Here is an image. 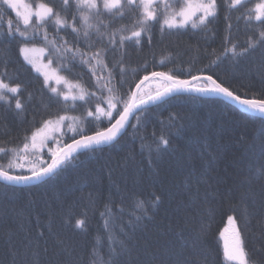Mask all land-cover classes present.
Returning <instances> with one entry per match:
<instances>
[{"label":"snow or ice","instance_id":"snow-or-ice-1","mask_svg":"<svg viewBox=\"0 0 264 264\" xmlns=\"http://www.w3.org/2000/svg\"><path fill=\"white\" fill-rule=\"evenodd\" d=\"M2 6L15 10L16 16L20 17V20L16 21L8 19L6 28L0 23L4 42L16 41L19 37L20 55L25 62L40 72L41 69L36 67L31 56L36 49L30 45L42 41L49 48V68L54 62L59 65L51 75L47 71L41 73L44 77L42 88L50 93L47 97L50 118L43 121V126L48 127L53 123L57 127L64 126L65 121L69 120L66 114L69 108L84 109L87 113L84 119L88 124L99 121L102 125V128L95 130L92 135L81 133L80 138L70 137L72 143L62 145L58 151L51 152L50 162L42 159L38 167H31L27 173L9 172L0 168V181H3L0 188L4 189V193L14 190V185H31L35 188L49 185L59 180L81 156L102 153L107 147H116L129 128L139 132L141 126L146 125L148 112L151 110L149 105L158 106L167 99L180 98L186 93H194L184 97L190 103L206 104L212 102L215 97H223L240 105L245 112L256 114L255 118L261 125L251 148L246 146V150H254L258 145L259 161L252 164L245 179L239 184V188L243 190L240 200L244 204V211L241 216H228L234 242L231 248L226 247L224 253L231 264H257L254 253L246 247L244 227L239 226L238 222L246 218L250 223L252 218H256L258 223H264V89L260 90L258 95L251 89L241 95L231 85L212 74L201 73L191 75L190 79H179L171 73L152 71L150 76L144 75L134 86L128 83L127 93L120 97L110 96L105 110L100 106L105 103L104 87L99 85L102 77L95 70H92V76L97 79V91L81 90L79 95H69L59 86L66 83L60 71L71 74L74 69H82L95 62L96 66L108 70V82L116 80L122 89L127 83L124 67L126 57L130 50L137 47H154L152 31L155 27L159 26L162 32L168 31L169 34H182L179 30L189 26L206 33L224 11L229 15L240 13L249 25H252L253 21L258 22L255 27L260 29L259 37L251 39L247 46L239 51L236 44H232L230 48L225 47L216 60L209 62V66L216 67L217 62L229 52L236 59L250 55L258 47H264V0L247 12L243 10L248 8V0H196L195 3L193 0H185L179 10L171 15L158 12L159 5L154 7L152 0H60L59 7L52 0H44L35 11L30 10L23 16L19 10V0H0V7ZM167 8L168 5H165V9ZM129 14H134L131 28L126 26V17ZM33 16L36 18L34 22ZM21 20L23 28L19 26ZM118 24L121 26L117 27ZM30 27L31 36L28 34ZM228 28L230 31L231 24ZM225 39L231 43L230 37ZM256 71L261 82H264V62L260 63ZM5 78L9 82H6ZM151 78H161L168 82V86L163 92L157 91L155 95L145 99L139 95V90L141 85ZM10 80L5 65L4 71L0 72V107H5L11 112L14 103L15 115L19 116L26 111L31 96L27 101L24 100L21 86H11ZM193 81L199 82L201 86H193ZM107 91L112 93L113 88L109 87ZM248 91H252L251 97ZM77 100L84 103L77 104ZM93 104L96 105L95 108L92 107ZM118 105L122 111L117 109ZM114 109L117 110L116 116H113ZM62 112L65 114H61ZM101 116L108 118L107 124L100 120ZM141 116L144 117L143 120L140 119ZM131 119H136V124H131ZM160 124L159 133L153 131L150 137H139V150L133 149L115 164L109 161L103 168L105 175L100 179L99 186L88 194L89 204L92 206H95L98 199L104 200V210L100 212V216L104 221V230L109 242L108 259L100 256L98 247H93L89 253L90 257L95 258L92 264H189L183 252L176 250L175 242H168L161 249L159 243L152 244L141 235L147 222L155 218L164 201L163 193L170 187L178 186L182 189V197L172 215L179 217L183 227L176 231L175 225L170 221L166 232L175 233L181 250L188 244H191L193 250L197 248L215 213L214 205L235 202L236 190L229 182L230 175H214L218 152L212 149L210 144L212 133L197 126L195 114L187 117L170 115L167 123L161 121ZM182 138L204 139V143L200 145L198 163L193 162L191 151L179 143ZM30 139L31 148L36 150L37 132H34ZM44 144L45 141L42 140L40 148H43ZM29 148V138L25 136L20 151L27 153ZM7 151L6 148H0V153ZM11 167L9 165V168ZM177 173L181 176L179 180ZM145 177L150 178V183H145ZM89 179L93 183L96 182L94 177H86V183ZM33 181L37 183L33 185ZM77 206L78 202L73 201L64 208L61 202L64 210L63 223L86 231L87 211L82 213L85 218H77ZM41 207L48 211L43 225L37 228L35 237L30 225L33 221H40V212H25L23 209L15 212L16 228L9 229L6 234L0 236V244L6 247V255L0 258V264H78L77 259L73 258L74 249L69 248L62 239L53 234L56 215L50 204L45 201ZM26 208L35 209L36 202L30 201ZM180 213L182 215H179ZM117 227L119 236L116 234ZM18 232L23 233L19 241L13 239ZM261 237L264 238V229L261 230ZM49 238L53 240L51 256ZM99 244L98 238L97 245ZM261 251H264V246L257 249V252Z\"/></svg>","mask_w":264,"mask_h":264},{"label":"trees","instance_id":"trees-1","mask_svg":"<svg viewBox=\"0 0 264 264\" xmlns=\"http://www.w3.org/2000/svg\"><path fill=\"white\" fill-rule=\"evenodd\" d=\"M25 1L29 11H35L39 3L44 2V0ZM259 1L248 0V8L243 11L247 12L253 9ZM52 2L59 7L60 0H52ZM156 5H159L158 10L164 4L162 2L153 3L154 7ZM171 7L175 11L179 7V0H173ZM158 12L165 14L164 8ZM133 16L134 14H129L126 17V26L129 28L133 26ZM226 16H228L227 19ZM0 17H2L0 23H3L5 28L8 19L20 20V17L16 16V11L7 9L6 6L0 7ZM32 20L34 22L36 18L33 16ZM229 24H231L230 31ZM256 24L258 22L253 21L252 25H249L240 13L229 15L224 11L206 33H201L198 29H191L189 26L187 29L179 30V33L182 34H169L168 31L162 32L157 26L152 31L154 47L144 46L142 49L137 47L130 50L129 55L126 57L124 67L127 83L123 85L122 89H120V85L116 80L109 83L108 70L103 69L102 66H96L95 62L91 66H84L82 69L78 67L71 74L60 71V75L64 77L66 83H61L59 87L68 92L69 95H79L81 90L85 92L97 91L98 82L96 77L92 76V70H95L102 77L99 80V85L104 87L105 103L100 106L105 110H107V100L110 96L120 97L123 93H127L128 83L134 86L144 75H150L152 71L171 73L179 79H189L191 75L201 73L212 74L214 77H219L226 84L231 85L241 95H244L245 91L249 89L255 91L258 95L260 90L264 89V82H261L256 71L260 63L264 62V47H258L250 55L239 59L233 58L229 52L226 57H222L217 62L216 67L209 66V62L216 60V57L220 56L225 47L230 48L232 44H236L239 51L240 48L247 46L251 39L258 38L260 29L255 27ZM19 26L24 27L22 20ZM120 26L117 25V27ZM28 34L29 36L32 35L31 27ZM226 37H230L231 43L226 41ZM19 39L17 37L16 41L6 43L3 34L0 33V72H3L5 65H7L8 76L11 77V86L19 84L23 92V99L27 101L31 96V100L26 111L19 116L15 115L14 103L11 112L5 107H0V148L8 149L7 153H0V168L9 172L27 173L28 169L35 166V161L27 154L29 151L23 156L20 149L23 148L25 136L30 139L36 130H42L43 121L50 118L47 109V97L50 93L47 89L42 88L44 77L41 73L43 71L37 72L20 55ZM30 46L36 50L38 46L43 47L44 49L41 48L43 51L40 59L42 62L43 60L49 62V48L42 41H37ZM161 61H163V64H161ZM145 65H147L146 68ZM51 68L53 72V70L59 68V65L54 62ZM5 80L9 82L7 78ZM163 82L165 86L168 85L164 80ZM195 85L201 86L199 82ZM109 87L113 88L112 93L107 91ZM97 94L99 95V92ZM248 95L251 97L252 91H248ZM185 96L190 95L167 99L166 102H161L158 106H151L146 125H142L139 132H134L129 128L128 133L121 138L116 147H107L102 153H88L81 156L80 160L71 166L59 180L49 185L39 188L31 185H14L12 186L14 190H9L7 194L4 193V189L0 188V236L6 234L9 229L14 230L16 228L15 212L23 209L25 212H40V221H33L30 225L32 234L35 237L37 228L43 225L45 214L48 211L41 205L47 201L56 215L52 228L53 234L62 239L69 248L74 249L73 258L77 259L78 264H92V260L95 258L90 257L89 253L93 247H98L100 256L107 260L109 242L107 233L104 230V221L100 216V212L104 210V200L98 199L95 206H92L89 204L88 199L89 192L99 186L100 179L105 175L104 166L109 161L115 164L116 161L129 155L133 149L139 150V137H150L153 131L159 133L160 122L167 123L170 115L178 114L181 117H187L195 114L197 126L201 130L212 133L210 144L212 149L218 152V159L215 164L216 173L214 175H230L229 182L236 190L235 202L214 205L215 213L206 232L199 240L197 248L193 250L191 244H188L181 250L175 233L166 232L170 221L175 225L176 231L183 227V224L179 222V217L172 215L182 197V189L178 186L170 187L163 193L164 201L155 218L147 222L141 235L152 244L159 243L161 249L166 243L175 242L177 244L176 250L183 252V256L188 259L189 264H231L224 255L223 237L226 233L223 232V227L229 215L241 216L244 211V204L240 200L243 190L239 188V184L245 179L252 164L259 161L258 145L254 150H246V146L251 148L261 125L254 114L243 112L222 99L215 97L212 102L206 104L190 103L184 98ZM76 103L83 104L84 101L77 100ZM69 104H71V101H69ZM92 107L95 108L96 105L93 104ZM117 109L122 110L119 105ZM116 111V109L113 110V116H116ZM61 114L65 113L62 112ZM66 114L69 118H74L75 131L70 132L72 129L70 127L58 139L63 142V145L72 143L70 139L72 136L80 138L81 133L92 135L95 130L102 128L99 121L94 124L86 122L84 117L87 113L84 109L69 108ZM140 119L143 120L144 117L141 116ZM100 120L104 124L108 122L106 116H101ZM130 123L136 124V119H131ZM66 126H68V123ZM189 135L191 136V134ZM179 143L185 145L186 149L191 151L193 162L198 163L201 152L200 145L204 143V139L185 140L182 138ZM9 165L12 167L9 168ZM176 175L179 180L181 178L180 174L177 173ZM86 177H94L96 182L93 183L89 179L86 183ZM2 183L0 182V184ZM145 183H150V178L145 177ZM104 189L106 195V179L104 180ZM30 201L36 202L35 209L26 208ZM73 201L78 202V206L75 208L77 218H85L82 213L85 210L87 211L86 231L74 229L72 225L63 223L64 210L61 207V202L66 208ZM5 211L7 212L6 215ZM179 215H182V213ZM72 223L74 224V220ZM238 224L244 227L243 235L246 247L254 253L257 264H264V251L257 252L258 248L264 246V238L261 237L264 223H258L256 218H252L249 223L245 218L241 219ZM116 234L119 236L118 227L116 228ZM187 234L188 232L185 230V235ZM22 236L23 233L18 232L13 236V239L19 241ZM98 238L100 239L99 245H97ZM52 243L53 240L49 238V256H51ZM5 255L6 247L0 244V258H4Z\"/></svg>","mask_w":264,"mask_h":264},{"label":"rangeland","instance_id":"rangeland-1","mask_svg":"<svg viewBox=\"0 0 264 264\" xmlns=\"http://www.w3.org/2000/svg\"><path fill=\"white\" fill-rule=\"evenodd\" d=\"M173 0H152L153 3H163L164 5L161 7L162 9L164 8L165 10V14L167 15H171L172 13L176 12L179 10V7L174 11L171 7V2ZM19 2L21 3V6L19 8L21 15H27L29 8L28 7H24V5L26 4L25 0H19ZM185 2V0H179V6L181 4H183ZM193 2L195 3L196 0H193ZM262 2V0L259 1V3ZM165 5H168V8L165 9ZM36 6V5H34ZM158 9L162 10V9ZM38 49L36 51H34L33 53H31V56L35 62L36 67L40 68L41 71H47L49 73V75L52 74V68H49V62H43L40 59V56L42 54L41 48L43 47H37ZM44 49V48H43ZM150 76V75H149ZM139 83V82H138ZM163 87H165V83L161 80V78H151L148 82L144 83L143 85H141V89L139 90V95L143 96L144 98L146 96H148L149 94L152 93H156L157 91H160ZM122 111V110H121ZM68 123V125H71V131H73V129H75L74 127V121L73 118H69L68 121H65L64 126L61 127H57L55 125V123H53L52 125H49L48 127H44L42 126V130H36L35 132H37V139H36V145L37 148L36 150H33L31 147L29 148V152L27 153L30 157H32V159L35 161V166H39L40 165V161L43 160H48L51 152L52 151H58L59 148L62 145V141L58 140L62 135L65 134V131H68L70 127L66 126V124ZM31 138V137H30ZM44 140L45 144L43 148H40V144L41 141ZM29 144H31V139H29ZM23 156L24 154H26L25 152H23ZM48 159H47V158ZM30 166H32L30 164ZM225 231V236L223 237V248H224V253H225V249L227 248H231L234 242V233L232 230V226L229 225L228 223V219L223 227V232Z\"/></svg>","mask_w":264,"mask_h":264},{"label":"water","instance_id":"water-1","mask_svg":"<svg viewBox=\"0 0 264 264\" xmlns=\"http://www.w3.org/2000/svg\"><path fill=\"white\" fill-rule=\"evenodd\" d=\"M189 79H190V78H189ZM192 83L194 84V83H196V81H193ZM193 86H194V85H193ZM163 90H164V89H163ZM163 90L160 91V92H163ZM155 94H156V93H155ZM155 94H154V95H155ZM184 95H194V93H186V94H184ZM216 98L222 99L223 101H225V102H227V103H229V104H231V105L237 107V108L240 109L241 111L245 112V111L241 108L240 105L233 103L231 100H225L223 97H216ZM151 106H153V105H149V107H151ZM246 113H247V112H246ZM250 114H254V113H250ZM254 115H256V114H254ZM117 118H118V117H117ZM0 182H3V181H0ZM35 183H37V182H36V181H33V182H32V184H35ZM20 185H23V184H20ZM26 186H27V185H26Z\"/></svg>","mask_w":264,"mask_h":264},{"label":"bare ground","instance_id":"bare-ground-1","mask_svg":"<svg viewBox=\"0 0 264 264\" xmlns=\"http://www.w3.org/2000/svg\"><path fill=\"white\" fill-rule=\"evenodd\" d=\"M145 83H146V82H145ZM148 96H150V95H148ZM148 96H146V97H145V99H147V98H148Z\"/></svg>","mask_w":264,"mask_h":264}]
</instances>
